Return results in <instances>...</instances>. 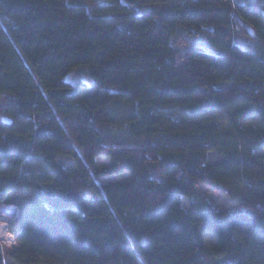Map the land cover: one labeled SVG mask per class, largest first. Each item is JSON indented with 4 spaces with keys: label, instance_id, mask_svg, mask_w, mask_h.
Instances as JSON below:
<instances>
[{
    "label": "trees",
    "instance_id": "1",
    "mask_svg": "<svg viewBox=\"0 0 264 264\" xmlns=\"http://www.w3.org/2000/svg\"><path fill=\"white\" fill-rule=\"evenodd\" d=\"M0 96L14 264H264V0H0Z\"/></svg>",
    "mask_w": 264,
    "mask_h": 264
},
{
    "label": "rangeland",
    "instance_id": "2",
    "mask_svg": "<svg viewBox=\"0 0 264 264\" xmlns=\"http://www.w3.org/2000/svg\"><path fill=\"white\" fill-rule=\"evenodd\" d=\"M89 12H91V8L89 9ZM247 30L250 36L248 35H245V37L241 36L240 39L238 40V43H240L245 47L253 49L256 41L254 40L252 41L250 39L251 37H253V34L249 29ZM66 80L74 85L83 82L89 83L90 81L88 77L87 67L78 66L73 68L66 76ZM5 101H6L5 98L0 96V104L5 103ZM61 162L63 163V161ZM97 165H99L100 167H108L109 161L107 159H98ZM198 187L204 193L206 201L209 200L217 208L234 209V208L244 207V205L240 201L230 200L226 198L221 192L207 188V186L203 184H199ZM35 199H36V193L33 190L15 191L10 193L6 197L4 204L0 206V209H2V211H0V222L7 225L9 232L15 235V238H16L15 231L18 229L19 220H21V218L23 217L26 211L30 210L31 208L30 206L34 203ZM182 203L185 208H188L190 206V202L187 198H184ZM11 206H15L16 208H18V213L16 214L17 215L16 217H11L8 214L9 208ZM205 239L207 243H212L213 237L211 234H206ZM0 246L3 251L4 264H14L10 259L7 258V252L17 246L16 239L15 242L11 244H7L3 241H0Z\"/></svg>",
    "mask_w": 264,
    "mask_h": 264
},
{
    "label": "bare ground",
    "instance_id": "3",
    "mask_svg": "<svg viewBox=\"0 0 264 264\" xmlns=\"http://www.w3.org/2000/svg\"><path fill=\"white\" fill-rule=\"evenodd\" d=\"M2 211V209H0ZM15 235L9 232L7 225L0 222V241H3L7 244L15 242Z\"/></svg>",
    "mask_w": 264,
    "mask_h": 264
},
{
    "label": "built area",
    "instance_id": "4",
    "mask_svg": "<svg viewBox=\"0 0 264 264\" xmlns=\"http://www.w3.org/2000/svg\"><path fill=\"white\" fill-rule=\"evenodd\" d=\"M3 204H4V203H1L0 206L3 205ZM5 204H6V203H5ZM17 213H18V208H16L15 206H11V207L9 208V213H8V214H9L11 217H16V216H17V215H16Z\"/></svg>",
    "mask_w": 264,
    "mask_h": 264
},
{
    "label": "water",
    "instance_id": "5",
    "mask_svg": "<svg viewBox=\"0 0 264 264\" xmlns=\"http://www.w3.org/2000/svg\"><path fill=\"white\" fill-rule=\"evenodd\" d=\"M2 121L5 122V123H10V120H7V118H2Z\"/></svg>",
    "mask_w": 264,
    "mask_h": 264
}]
</instances>
